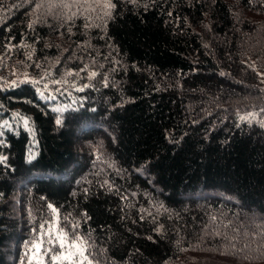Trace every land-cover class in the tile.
Masks as SVG:
<instances>
[{"label":"trees","instance_id":"1","mask_svg":"<svg viewBox=\"0 0 264 264\" xmlns=\"http://www.w3.org/2000/svg\"><path fill=\"white\" fill-rule=\"evenodd\" d=\"M65 2L0 0V264L48 205L95 264H264V0Z\"/></svg>","mask_w":264,"mask_h":264},{"label":"snow or ice","instance_id":"2","mask_svg":"<svg viewBox=\"0 0 264 264\" xmlns=\"http://www.w3.org/2000/svg\"><path fill=\"white\" fill-rule=\"evenodd\" d=\"M73 2L90 4L93 0H73ZM94 2H99V0H94ZM60 3L64 7H69L65 0H60ZM104 6L106 8L115 7L110 0H107ZM37 7H40V5H37ZM67 75H72V73L69 72ZM96 75V72L91 73V77ZM54 83H60V81H54ZM78 90L82 91L83 89ZM56 111L61 110L56 109ZM241 119H247V117H242ZM60 122L59 119L56 121L57 124ZM261 126H264V124ZM48 207L52 210L54 218L40 225L41 231L37 233L36 239L31 244L29 264H33V262L34 264H46V259L49 264H93L87 254L89 247L87 241L78 234L70 236L69 232L60 226L58 210L52 205H48ZM46 224L47 227L45 226ZM77 227L78 225H72L73 231Z\"/></svg>","mask_w":264,"mask_h":264},{"label":"rangeland","instance_id":"3","mask_svg":"<svg viewBox=\"0 0 264 264\" xmlns=\"http://www.w3.org/2000/svg\"><path fill=\"white\" fill-rule=\"evenodd\" d=\"M106 2H107V0H99V2H94V0H93V2H91L90 4H81V8H83V10H85V12H87L89 10H92L93 8H97V6H100L102 9H105L106 7L104 5H105ZM69 5H71V7H69L68 9L73 10V11H76V8L78 7V5L73 4V3H71ZM3 75H4L3 72L0 70V79L3 78ZM8 76H11V74L8 75ZM65 77H67V75ZM65 77H63V79L65 80V82H62V83H54V81H60L61 82V79H58L56 77H55V79H46L44 81V87H47L48 88V91L51 92V93H53L54 96H55V94L58 95V92H60L61 94L68 93V95L74 96V93H73V90L72 89L74 88V89L78 90V89H81L82 86L85 85V84H82L80 82V80L83 79V77L81 75V71L76 72L75 73V76L72 77V78L68 77L66 79ZM69 79H71L72 81H69ZM12 80H14L13 77H12ZM67 83H68V86H67ZM73 100L74 99H71L67 103L59 104V105H57L58 106L57 108L64 109V108L68 107L69 104L73 103L74 102ZM22 123L26 126V120L25 119L23 120ZM4 124H5V122H0V130H1V128H2V126ZM248 215L251 216L252 218L254 217L255 219H260V218H258L257 215H254L253 213H250ZM53 218L54 217H53V213H52V210H51V217L47 221H51ZM257 222L260 223L259 220H257ZM45 226L47 227V224ZM60 226L62 227V225H61V217H60ZM39 231H41L40 230V227H39L38 231L35 232V234H33V237L28 242H26L23 245V247H22V253H21V258L19 259L18 264H29V260L31 259V244H32V241H34L36 239L37 233ZM70 236H71V234H70ZM26 253H27V255H26ZM33 264H34V262H33ZM46 264H49V262L47 261V259H46ZM93 264H95V263H93Z\"/></svg>","mask_w":264,"mask_h":264}]
</instances>
